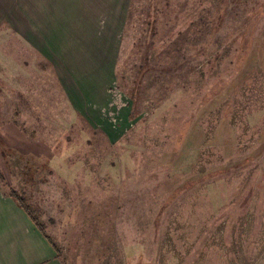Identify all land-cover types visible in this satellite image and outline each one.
Instances as JSON below:
<instances>
[{
	"label": "rangeland",
	"instance_id": "374dc122",
	"mask_svg": "<svg viewBox=\"0 0 264 264\" xmlns=\"http://www.w3.org/2000/svg\"><path fill=\"white\" fill-rule=\"evenodd\" d=\"M113 1L86 112L0 24V187L63 264H264V0Z\"/></svg>",
	"mask_w": 264,
	"mask_h": 264
},
{
	"label": "crops",
	"instance_id": "0c3cea01",
	"mask_svg": "<svg viewBox=\"0 0 264 264\" xmlns=\"http://www.w3.org/2000/svg\"><path fill=\"white\" fill-rule=\"evenodd\" d=\"M113 3L90 0L89 6L80 3L74 10L66 0H0V24L2 31H13L18 41L52 64L65 95L86 112L90 103L105 99L99 64L104 61L106 37L110 43L114 39L106 36L105 28L115 25ZM73 78L87 84L74 83ZM0 264H63L54 242L1 187Z\"/></svg>",
	"mask_w": 264,
	"mask_h": 264
},
{
	"label": "trees",
	"instance_id": "16d2710c",
	"mask_svg": "<svg viewBox=\"0 0 264 264\" xmlns=\"http://www.w3.org/2000/svg\"><path fill=\"white\" fill-rule=\"evenodd\" d=\"M132 116V112L130 110L129 114H128V118ZM7 195H9L10 197H12L20 206H22L31 216L32 219L34 220V222L38 225V227L43 231V228L39 225L37 219L35 216H33L30 212V210L26 207V205L23 204V202L20 200V198L16 195L15 192H6ZM44 232V231H43ZM45 233V232H44ZM51 240V239H50Z\"/></svg>",
	"mask_w": 264,
	"mask_h": 264
}]
</instances>
